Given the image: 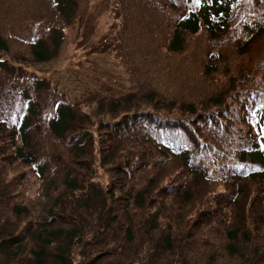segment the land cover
Instances as JSON below:
<instances>
[{"label": "trees", "instance_id": "16d2710c", "mask_svg": "<svg viewBox=\"0 0 264 264\" xmlns=\"http://www.w3.org/2000/svg\"><path fill=\"white\" fill-rule=\"evenodd\" d=\"M110 9L118 93L0 58V264H264V0ZM78 15L0 0V56L52 61Z\"/></svg>", "mask_w": 264, "mask_h": 264}, {"label": "rangeland", "instance_id": "374dc122", "mask_svg": "<svg viewBox=\"0 0 264 264\" xmlns=\"http://www.w3.org/2000/svg\"><path fill=\"white\" fill-rule=\"evenodd\" d=\"M76 28L63 41L59 55L44 64L8 60L24 77L46 79L72 101L98 94L118 93L126 88V74L110 49L114 21L110 0H78ZM15 67V68H14Z\"/></svg>", "mask_w": 264, "mask_h": 264}, {"label": "snow or ice", "instance_id": "6c2138e0", "mask_svg": "<svg viewBox=\"0 0 264 264\" xmlns=\"http://www.w3.org/2000/svg\"><path fill=\"white\" fill-rule=\"evenodd\" d=\"M196 3H199V0H196Z\"/></svg>", "mask_w": 264, "mask_h": 264}]
</instances>
